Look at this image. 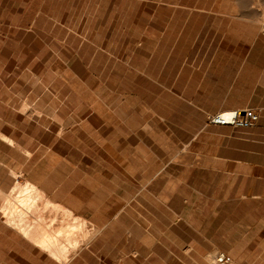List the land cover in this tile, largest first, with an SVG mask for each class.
I'll return each mask as SVG.
<instances>
[{
  "label": "rangeland",
  "instance_id": "obj_1",
  "mask_svg": "<svg viewBox=\"0 0 264 264\" xmlns=\"http://www.w3.org/2000/svg\"><path fill=\"white\" fill-rule=\"evenodd\" d=\"M253 9L239 0H0V129L33 148L75 126L82 169L120 163L112 176L124 185L130 168L145 178L179 152L171 170L192 181L213 156L264 150V27ZM224 108L262 119L214 123Z\"/></svg>",
  "mask_w": 264,
  "mask_h": 264
},
{
  "label": "crops",
  "instance_id": "obj_2",
  "mask_svg": "<svg viewBox=\"0 0 264 264\" xmlns=\"http://www.w3.org/2000/svg\"><path fill=\"white\" fill-rule=\"evenodd\" d=\"M77 130L65 127L51 147L31 148L0 129L15 142L0 137V176L15 173L19 183L33 182L53 204L100 230L66 264H122L127 257L132 264H156L155 255L160 264H213L219 253L234 264H264V150L213 156V162L194 167L192 181L185 171L171 170L179 152L151 175L145 168V178L130 168L131 181L124 185L112 176L120 179V163L101 172L82 169L74 157ZM0 239L1 264H63L5 225L1 213Z\"/></svg>",
  "mask_w": 264,
  "mask_h": 264
},
{
  "label": "bare ground",
  "instance_id": "obj_3",
  "mask_svg": "<svg viewBox=\"0 0 264 264\" xmlns=\"http://www.w3.org/2000/svg\"><path fill=\"white\" fill-rule=\"evenodd\" d=\"M239 2L246 4V6L251 4L255 7V9L248 11L250 19L263 28L264 9L262 8V4L264 0H239ZM237 110L239 111L240 109L224 108L218 111L217 114L215 113L216 115L214 118H216V120H230ZM26 111L28 112V109ZM1 132V138L8 142H14ZM9 171L12 173L11 170ZM14 174L15 173H12V176L9 177L0 176V213L4 219L5 225L19 233L34 246L38 247L39 251L42 250L49 256L66 264L68 257H72L74 253L71 256L69 254L80 248L81 244L88 243L89 240L100 231L99 228L95 224H93L95 226L92 225L93 227L91 226L92 228H90L86 219L84 220L74 215L70 210L65 209L66 206L63 208L58 206L59 204H53L50 199L44 196L42 190L40 191L32 184L33 182L30 183L26 181L24 183H19ZM20 176L23 175L21 174ZM59 213H61L60 216ZM21 240H23V238ZM21 240L19 241L21 242ZM29 244L30 243H28V245ZM28 247L29 246L26 248Z\"/></svg>",
  "mask_w": 264,
  "mask_h": 264
},
{
  "label": "built area",
  "instance_id": "obj_4",
  "mask_svg": "<svg viewBox=\"0 0 264 264\" xmlns=\"http://www.w3.org/2000/svg\"><path fill=\"white\" fill-rule=\"evenodd\" d=\"M214 117L212 118V121L217 124H230L238 127L248 128L257 122L259 119V114L253 109H243L235 111L233 117L227 121L216 120ZM215 260L216 264H234L232 260L224 253L217 254Z\"/></svg>",
  "mask_w": 264,
  "mask_h": 264
}]
</instances>
